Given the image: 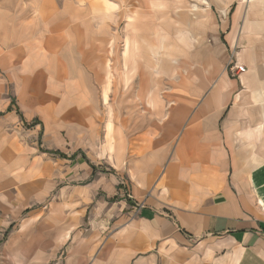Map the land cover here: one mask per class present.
<instances>
[{
	"label": "crops",
	"instance_id": "obj_1",
	"mask_svg": "<svg viewBox=\"0 0 264 264\" xmlns=\"http://www.w3.org/2000/svg\"><path fill=\"white\" fill-rule=\"evenodd\" d=\"M0 264H264V0H0Z\"/></svg>",
	"mask_w": 264,
	"mask_h": 264
},
{
	"label": "built area",
	"instance_id": "obj_2",
	"mask_svg": "<svg viewBox=\"0 0 264 264\" xmlns=\"http://www.w3.org/2000/svg\"><path fill=\"white\" fill-rule=\"evenodd\" d=\"M236 71H239V72H244V67L243 66H238L235 68ZM140 208V207H139Z\"/></svg>",
	"mask_w": 264,
	"mask_h": 264
},
{
	"label": "rangeland",
	"instance_id": "obj_3",
	"mask_svg": "<svg viewBox=\"0 0 264 264\" xmlns=\"http://www.w3.org/2000/svg\"><path fill=\"white\" fill-rule=\"evenodd\" d=\"M242 1V0H241ZM255 8H258L257 6H255Z\"/></svg>",
	"mask_w": 264,
	"mask_h": 264
}]
</instances>
